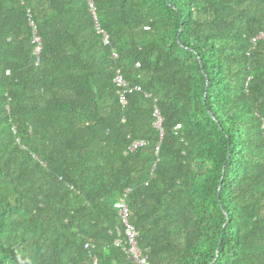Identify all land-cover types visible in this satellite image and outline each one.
<instances>
[{
	"label": "trees",
	"instance_id": "obj_1",
	"mask_svg": "<svg viewBox=\"0 0 264 264\" xmlns=\"http://www.w3.org/2000/svg\"><path fill=\"white\" fill-rule=\"evenodd\" d=\"M91 1L0 0V264H264V0Z\"/></svg>",
	"mask_w": 264,
	"mask_h": 264
},
{
	"label": "built area",
	"instance_id": "obj_2",
	"mask_svg": "<svg viewBox=\"0 0 264 264\" xmlns=\"http://www.w3.org/2000/svg\"><path fill=\"white\" fill-rule=\"evenodd\" d=\"M88 6L93 13L94 19L95 17V6L91 0H88ZM30 24L33 26L34 30V23L30 21ZM97 26V25H96ZM98 28V26H97ZM99 29V28H98ZM102 39L104 43L108 42V36L106 33L103 32ZM33 41L36 43L34 46V53L38 54L40 49V39L37 35H33ZM37 61V60H36ZM138 64V63H137ZM114 83L118 87L119 98L122 103L126 102V93H130L134 90H140L139 85H130L121 73L117 70L116 74L113 79ZM154 116L155 121L154 124L160 128L161 123V116L159 114L158 108L154 107ZM143 141L141 140H134L130 145L129 149H133L138 145H141ZM114 208L117 210L121 227H117V236L114 240L115 244H119L120 242L124 243V250L129 257L134 262L139 264H149L147 255L140 249L137 243V230L134 225L129 221V208L127 203L125 202L124 198H120L119 200L113 203Z\"/></svg>",
	"mask_w": 264,
	"mask_h": 264
}]
</instances>
